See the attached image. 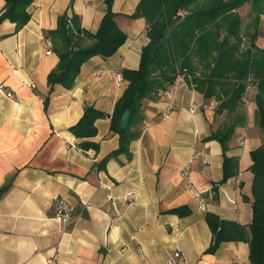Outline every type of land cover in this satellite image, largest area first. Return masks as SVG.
Here are the masks:
<instances>
[{
	"label": "crops",
	"instance_id": "0c3cea01",
	"mask_svg": "<svg viewBox=\"0 0 264 264\" xmlns=\"http://www.w3.org/2000/svg\"><path fill=\"white\" fill-rule=\"evenodd\" d=\"M70 2L34 0L31 19L18 32L8 20L0 24V189L10 186L0 199V264H167L176 249L186 264H252L248 243H225L213 255L205 252L213 237L208 214L247 227L252 222V204L246 201L252 197L251 152L263 143L255 103L244 109L246 125L228 143L227 156L235 163L223 184L222 145L207 138L229 118L216 113L217 101H206L184 80L172 97L142 103V134L131 143V156L119 155L97 169L120 145L112 115L127 82L118 83L115 76L139 68L148 26L144 19L127 17L140 0H115L126 43L110 58L85 63L73 89L56 85L50 93L48 75L59 58L53 50L46 53L44 32L57 27ZM4 8L0 0V15ZM73 10L82 27L95 33L107 6L105 0H75ZM238 12L247 27L251 5ZM257 42L264 47V35ZM87 106L106 114L90 139L98 151L82 150L83 140L70 131ZM131 189L137 191L134 205L125 199ZM214 190L217 197L211 200L207 193ZM198 192L206 194L205 210L199 208ZM109 195L113 202L107 201ZM61 200L75 207L67 228L56 218ZM184 206L189 215L169 213ZM115 207L124 214L117 225L112 223Z\"/></svg>",
	"mask_w": 264,
	"mask_h": 264
},
{
	"label": "trees",
	"instance_id": "16d2710c",
	"mask_svg": "<svg viewBox=\"0 0 264 264\" xmlns=\"http://www.w3.org/2000/svg\"><path fill=\"white\" fill-rule=\"evenodd\" d=\"M4 1L0 24L8 20L18 32L30 21L28 9L34 0ZM74 2L71 0L67 11L58 18L57 27L44 32L45 40L52 42V50L59 58L48 75L50 93L56 85L73 89L85 63L97 56L105 59L114 56L127 41L126 33L116 22L115 0H105L107 10L95 33L82 27L81 17L73 10ZM247 4L251 5V21L245 27L238 10ZM262 15L264 0H140L134 14L127 17L145 20L149 43L142 49L139 68L122 71L127 89L112 115V131L119 135V148L96 166L102 170L119 155L131 156L130 145L142 134L145 118L142 103L162 99L161 92L182 77L206 101H217L216 113H226L229 118L207 138L222 145L224 178L220 184H223L233 174L235 163L227 156L228 143L237 129L246 125L244 109L252 101L256 105L255 122L263 135L262 145L251 152L252 197L246 201L252 204V222L247 227L208 214L206 220L213 237L205 252L213 255L225 243H248L252 264H264V47L256 43L264 35ZM244 39L249 41L245 49ZM48 104L49 98L45 100L46 108ZM127 109L132 112L130 125L121 130V119ZM104 117L105 113L87 106L81 120L70 129L76 138L83 140L79 144L82 150L98 151L99 145L90 139L97 136L96 122ZM9 187L0 189V199ZM169 213L184 217L190 210L184 206Z\"/></svg>",
	"mask_w": 264,
	"mask_h": 264
},
{
	"label": "built area",
	"instance_id": "2783aa9c",
	"mask_svg": "<svg viewBox=\"0 0 264 264\" xmlns=\"http://www.w3.org/2000/svg\"><path fill=\"white\" fill-rule=\"evenodd\" d=\"M244 41H246L244 39ZM44 46L47 49V54H51L53 44L50 40H44ZM242 48H245L243 45ZM115 80L118 83H122L124 81L123 76L121 74H118L115 76ZM182 77H178V79L174 82V84L167 90V91H162L161 95L165 98H170L175 92V89L179 86L180 82L182 81ZM249 89V88H248ZM6 94L10 97H13V92L10 90H6ZM244 102H246V98L244 97ZM169 110L166 112L164 119L168 118L169 115ZM72 148H77V144L74 143L71 146ZM208 194L209 199H214L216 197V193L214 191H211ZM206 194L203 192H198L196 194V199L199 205V208L202 210L206 209L207 205V197L205 196ZM136 198H137V191L134 189L129 190V192L126 195V202L128 204H136ZM114 198L113 196L109 195L107 197L108 202H113ZM75 211V207L71 204H69L66 201H59L57 204V212H56V218L60 222V224L64 227L67 228L72 224V214ZM124 220V214L120 210H118L115 207V210L112 215V223L114 225L120 224ZM49 264H60L58 260H52L48 262ZM167 264H186L185 259L182 255V252L180 249H176L173 254L168 258Z\"/></svg>",
	"mask_w": 264,
	"mask_h": 264
},
{
	"label": "water",
	"instance_id": "95a60500",
	"mask_svg": "<svg viewBox=\"0 0 264 264\" xmlns=\"http://www.w3.org/2000/svg\"><path fill=\"white\" fill-rule=\"evenodd\" d=\"M131 115L132 112L131 110L127 109L121 119V124H120V128L121 130H126L128 129L129 125H130V119H131Z\"/></svg>",
	"mask_w": 264,
	"mask_h": 264
},
{
	"label": "rangeland",
	"instance_id": "374dc122",
	"mask_svg": "<svg viewBox=\"0 0 264 264\" xmlns=\"http://www.w3.org/2000/svg\"><path fill=\"white\" fill-rule=\"evenodd\" d=\"M258 41V40H257ZM256 41V43H257V45L259 44L258 42ZM245 46V48L249 45V41L247 40V41H243V43H242V46ZM260 45V44H259ZM261 45H264V43H262ZM244 48V49H245Z\"/></svg>",
	"mask_w": 264,
	"mask_h": 264
}]
</instances>
